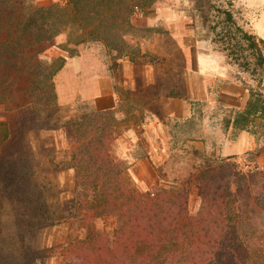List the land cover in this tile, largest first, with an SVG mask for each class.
<instances>
[{"label":"rangeland","instance_id":"rangeland-1","mask_svg":"<svg viewBox=\"0 0 264 264\" xmlns=\"http://www.w3.org/2000/svg\"><path fill=\"white\" fill-rule=\"evenodd\" d=\"M226 12L264 41V0H152L133 17L140 26L126 32L121 55L100 42L54 39L46 55L65 59L55 102L0 105L9 129L0 148V264H63L69 232L81 231L70 123L90 109H110L111 152L139 191L181 183L200 164L193 150L264 171V68L233 63ZM188 192L196 212L197 189ZM94 225L111 233L115 221Z\"/></svg>","mask_w":264,"mask_h":264},{"label":"trees","instance_id":"trees-1","mask_svg":"<svg viewBox=\"0 0 264 264\" xmlns=\"http://www.w3.org/2000/svg\"><path fill=\"white\" fill-rule=\"evenodd\" d=\"M151 4L66 0L40 6L0 0V105L36 110L55 102L53 78L65 59L46 55L54 39L66 34L75 45L100 42L121 55L132 17ZM225 21L237 40L229 51L233 63L245 72L263 69L264 41L236 26L228 12ZM134 117L137 124L141 115ZM109 118L110 109H90L70 123L81 231L69 232L63 264H264V171H243L230 157L211 159L193 150L200 164H193L181 183L139 191L111 152ZM8 137L0 122V148ZM188 185L197 189L196 212L189 210ZM102 217L114 218L111 233L95 227Z\"/></svg>","mask_w":264,"mask_h":264},{"label":"crops","instance_id":"crops-1","mask_svg":"<svg viewBox=\"0 0 264 264\" xmlns=\"http://www.w3.org/2000/svg\"><path fill=\"white\" fill-rule=\"evenodd\" d=\"M32 2H34L35 4H37V5H40V6H46V5H49V4H53V3H59V4H63V3H65V1L66 0H35V1H33V0H31ZM135 16V15H134ZM133 16V17H134ZM133 17H132V19H131V23H132V25L134 26V27H139L140 25H138V24H136L135 23V20L133 21ZM64 66H65V64H64ZM63 66V67H64ZM62 67V68H63ZM60 72V71H59ZM58 72V73H59ZM57 73V74H58ZM57 74L54 76V78H53V84H54V79H55V77L57 76ZM55 88V87H54Z\"/></svg>","mask_w":264,"mask_h":264},{"label":"built area","instance_id":"built-area-1","mask_svg":"<svg viewBox=\"0 0 264 264\" xmlns=\"http://www.w3.org/2000/svg\"><path fill=\"white\" fill-rule=\"evenodd\" d=\"M243 169H244V170H246V169H247V167H246V166H243Z\"/></svg>","mask_w":264,"mask_h":264}]
</instances>
